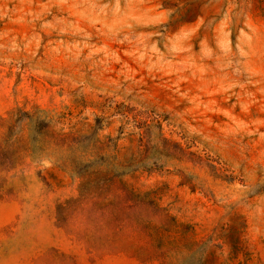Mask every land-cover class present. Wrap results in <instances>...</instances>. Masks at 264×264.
<instances>
[{
  "label": "rangeland",
  "instance_id": "1",
  "mask_svg": "<svg viewBox=\"0 0 264 264\" xmlns=\"http://www.w3.org/2000/svg\"><path fill=\"white\" fill-rule=\"evenodd\" d=\"M0 264H264V0H0Z\"/></svg>",
  "mask_w": 264,
  "mask_h": 264
}]
</instances>
